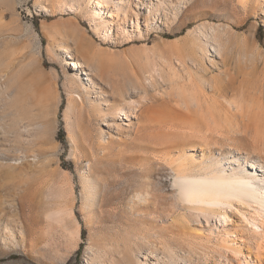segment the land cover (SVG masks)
Listing matches in <instances>:
<instances>
[{"label": "rangeland", "instance_id": "374dc122", "mask_svg": "<svg viewBox=\"0 0 264 264\" xmlns=\"http://www.w3.org/2000/svg\"><path fill=\"white\" fill-rule=\"evenodd\" d=\"M115 1L98 16L91 0H0V90L11 95L1 102L11 115L0 120V226L26 225L0 239V264H150L165 240L178 256L201 245L194 260L214 264L207 220L173 204L171 164L238 151L264 161V0H188L175 21L173 0ZM211 25L222 55L200 48ZM64 48L90 75L76 77ZM193 91L202 105L189 109ZM119 103L128 118L116 119ZM185 125L210 143L187 141Z\"/></svg>", "mask_w": 264, "mask_h": 264}, {"label": "bare ground", "instance_id": "6f19581e", "mask_svg": "<svg viewBox=\"0 0 264 264\" xmlns=\"http://www.w3.org/2000/svg\"><path fill=\"white\" fill-rule=\"evenodd\" d=\"M138 1L140 2V0ZM181 2L186 3L188 0H181L180 3H175L174 0L170 2V6L175 10L173 16L174 21L180 20L181 18L179 15ZM115 4L121 9L120 0H116ZM100 5L109 7L110 0H91V6L94 7L96 15L98 16H102L103 13ZM48 8V6H44L45 10H48ZM176 9L179 10L176 11ZM166 12L167 15L170 13L168 10H166ZM260 12L264 13L263 6L260 7ZM110 16H112L111 13ZM210 28V38H207L208 40L204 43L206 45H201L200 48L203 51L207 44H212L214 46V51H216L215 55H222L223 43L218 34L220 26L211 25ZM202 33L204 34V32ZM191 34H193V31H191ZM209 39H213L214 42H211ZM64 52L68 54V58L65 60L64 64L72 67V71L77 78L81 79L80 75L83 74L90 75L89 72L83 69L84 64L72 57L70 49L64 48ZM1 75H5V73ZM86 80L90 81L94 88V92H96L97 83L89 76ZM138 82H141L140 85L143 87L139 91V94L143 96L147 93L148 84L145 85L140 80ZM223 83L224 86H227L230 81L224 80ZM8 88V86H5L0 90V120L11 115V112L6 106H3V109H1V102L11 99ZM134 89H137V87L135 86ZM129 90L131 89L128 87L127 92ZM190 95V102H183L186 107L189 108L190 103L197 107H201L202 97H199L202 95L198 96L194 91L191 92ZM124 100L125 102H132L127 98H124ZM101 108L102 103L100 100L99 108L95 113L98 118L104 116V112ZM116 109L119 111L118 115L116 114V119L128 118L124 103H119ZM132 110H134V112L139 111L141 107L137 105L132 108ZM112 116L109 125L113 126L116 124V121L114 116ZM200 117L204 118H202L203 121H214L212 116L208 113H201ZM12 119L17 120V125L20 127L19 131L21 132L23 128V119L15 117ZM105 120L108 119L106 118ZM197 122L198 120L195 123L197 124ZM185 126L186 130L184 131V135L187 141L194 139L202 141L203 144L209 142L207 134L199 128L200 124L198 127H194L197 129L194 132L191 131L192 133L188 131L191 126ZM23 129L24 131H29L28 126H24ZM101 132L104 138V134L107 132L104 127L101 128ZM6 133L7 131L5 128L1 127L0 137H3L1 140H6ZM172 134L173 137L174 135L176 136L175 132ZM212 139L215 138L213 137ZM255 140L264 145V137H258L255 138ZM256 148H258L257 145H254V149ZM190 150H195V147H191ZM171 165L175 174L173 182L175 187V200L173 204L174 206H181L190 211V213H196L207 220L209 231L205 237L206 242H204V244L209 252L212 251V257H210V259L215 262L214 264H264V161L258 160L255 157L249 160L246 156L241 155L240 151L234 152V154L231 155H227L226 152L217 155V153L214 152L211 153L210 156L204 157L202 160H180L178 158L174 160ZM146 194L150 196L151 191H148ZM10 206H16V203H11ZM228 212L232 213V216L239 218L242 222L237 224V220L233 221V217L231 214L229 215ZM212 216H218L220 224H217V221L209 223L210 217ZM17 229L23 236L26 225H24L21 220H16L12 217L8 218L5 224L0 226V239H3L2 241H6V243L8 241H14V239H17L15 235V230ZM214 233H216L215 235L217 237L215 238V242H211L212 240L210 238ZM194 244L195 243H190V249L186 255L182 254L178 256L176 252L169 249L170 242L165 240L166 248L164 249V254L161 257H157V255H148V259L150 258V264H183L181 260H179V258L182 257L185 260L184 264H199L200 261H197V259L194 260L193 255L197 254V248H201V245H197L196 247ZM207 263H209V260L202 264Z\"/></svg>", "mask_w": 264, "mask_h": 264}]
</instances>
